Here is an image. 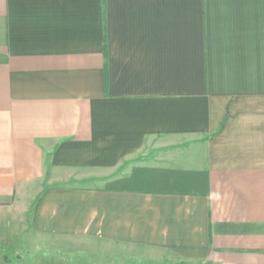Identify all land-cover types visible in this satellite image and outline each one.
I'll use <instances>...</instances> for the list:
<instances>
[{
    "label": "crops",
    "instance_id": "0c3cea01",
    "mask_svg": "<svg viewBox=\"0 0 264 264\" xmlns=\"http://www.w3.org/2000/svg\"><path fill=\"white\" fill-rule=\"evenodd\" d=\"M24 240L264 264V0H0V264Z\"/></svg>",
    "mask_w": 264,
    "mask_h": 264
},
{
    "label": "rangeland",
    "instance_id": "374dc122",
    "mask_svg": "<svg viewBox=\"0 0 264 264\" xmlns=\"http://www.w3.org/2000/svg\"><path fill=\"white\" fill-rule=\"evenodd\" d=\"M52 243V242H50ZM50 243H18L17 251L8 257L14 262H39L42 259L66 260L75 264H189L178 260L169 253L146 248H135L101 242H88L74 245ZM74 249L84 252L73 253ZM49 259V260H50Z\"/></svg>",
    "mask_w": 264,
    "mask_h": 264
},
{
    "label": "trees",
    "instance_id": "16d2710c",
    "mask_svg": "<svg viewBox=\"0 0 264 264\" xmlns=\"http://www.w3.org/2000/svg\"><path fill=\"white\" fill-rule=\"evenodd\" d=\"M3 261H4L5 263H10V262H11V259H10L9 257L3 255Z\"/></svg>",
    "mask_w": 264,
    "mask_h": 264
}]
</instances>
